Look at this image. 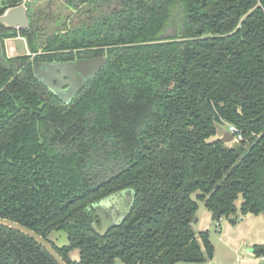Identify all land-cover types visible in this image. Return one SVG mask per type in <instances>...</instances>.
<instances>
[{"label": "trees", "instance_id": "obj_1", "mask_svg": "<svg viewBox=\"0 0 264 264\" xmlns=\"http://www.w3.org/2000/svg\"><path fill=\"white\" fill-rule=\"evenodd\" d=\"M69 5L75 12L63 20H46L50 35L36 22L20 32L0 26V43L26 38L40 60L76 51L107 58L67 105L34 78L29 57L21 73L0 63V218L42 237L66 264L211 261L207 231L192 230L193 193L215 223L264 214V0ZM169 25L175 34L160 40ZM224 123L241 131L246 151L215 139ZM127 189V214L99 236L92 205ZM52 231L67 245L50 241ZM252 253L264 259V244ZM0 264L56 263L31 238L0 226Z\"/></svg>", "mask_w": 264, "mask_h": 264}, {"label": "rangeland", "instance_id": "obj_2", "mask_svg": "<svg viewBox=\"0 0 264 264\" xmlns=\"http://www.w3.org/2000/svg\"><path fill=\"white\" fill-rule=\"evenodd\" d=\"M64 1L66 0H37V3L41 9H45L47 18L57 15L63 20L66 16L71 14L70 10L64 8ZM49 5H51L50 9L46 10ZM46 23L43 22L42 26H46ZM173 33L175 34L174 31ZM21 39L22 38H18L15 40V38H13L4 43V52L8 58L14 59L28 54L26 45ZM215 128V139H219L227 132V125L225 123L216 124ZM226 145L238 152H240V149L242 148V153L246 151V148L248 147V144L242 145L241 142L234 141H231ZM196 194L197 193H193L191 195V199L197 201L198 204L195 222L192 223V230L195 234L207 231L208 237H210L209 241L214 247L212 264H263L264 259L255 258L252 249L254 246L264 244V214H259L257 216L249 215L245 217L237 215L233 217L234 219L222 217L219 220V226L216 227L215 222L212 221L211 217H209L210 215L208 211L204 208L203 202L196 200ZM241 201V198L238 197L235 202L236 206H239ZM120 202L121 208L125 210L127 203L123 200ZM248 228L250 229L249 231L246 230ZM217 229H219V232ZM48 239L59 247L67 245L66 235L60 231H52L48 235ZM218 239L220 241L224 239L226 246L222 242H218ZM71 258L72 260H77V251L71 252ZM114 264L123 263L121 260L116 259ZM202 264H207V262Z\"/></svg>", "mask_w": 264, "mask_h": 264}, {"label": "water", "instance_id": "obj_3", "mask_svg": "<svg viewBox=\"0 0 264 264\" xmlns=\"http://www.w3.org/2000/svg\"><path fill=\"white\" fill-rule=\"evenodd\" d=\"M26 11L27 9L24 4L6 10L3 14L0 15V26H2L4 29L9 31H17L24 29L28 24ZM173 31H174L173 27L169 25L158 36V38L162 41L169 40L174 35ZM0 55L1 56L3 55V49L1 45H0ZM106 62H107L106 57H98V58L81 60L74 63L73 65L69 64V66L71 65L73 67V71L72 73H70V75L75 74L79 84L75 85L74 81L72 82L70 80L68 83L70 84V86L63 91H61L60 88L58 87L54 88L47 85V82L44 80V78L46 77H44L43 75V74H48L50 71H53L55 73L58 70L57 68L59 69L61 68L60 65L57 66L49 65V64L36 65L33 67V75L38 82L46 86L62 101L67 102L74 97L76 91H78L86 83H88L105 66ZM60 73L62 72L60 71ZM219 141H221L224 144H228L229 142L232 141V136L226 132L219 138ZM119 195L122 198H125V200L129 204L127 209H129L133 202V192L127 189L121 191ZM107 200L109 201V199H105L103 200V202L101 201L99 205H96L94 207V210L96 211V216L100 219L101 222H100V227H97L95 224H93V229L101 237L107 234V232L111 228L120 225L123 220V216L118 217L116 222H111L106 218V213H104L102 209L104 206L109 204ZM0 226L6 227L8 229H12L14 231H17L18 233H21L24 236L31 238L42 249L45 250V252L51 257V259L56 264H66V262L56 253L53 247L46 240H44L42 237H40L33 231L27 229L26 227L18 223L1 218H0Z\"/></svg>", "mask_w": 264, "mask_h": 264}, {"label": "flooded vegetation", "instance_id": "obj_4", "mask_svg": "<svg viewBox=\"0 0 264 264\" xmlns=\"http://www.w3.org/2000/svg\"><path fill=\"white\" fill-rule=\"evenodd\" d=\"M69 1L70 0H66L64 1V8H66L67 10H70L71 13L75 12L74 11V8L69 5ZM21 4H24L26 6V14H27V19H28V24L26 25V27L22 30H17L16 32H20V31H24V30H27V29H36V30H39V32L43 33V34H49L50 35V32L52 30H54V28L52 29L50 26H48L46 23V20H52V17H48L47 18V14L46 12L42 15V14H38L37 15V8L35 7L36 5H38L37 3V0H22L19 4H16V5H11L8 4V3H5V4H0V10H1V14H3L6 10L10 9V8H13V7H16V6H19ZM33 4V5H32ZM52 5V4H51ZM51 5H49V7L46 9H50ZM81 6H85L83 4H81ZM45 10V9H43ZM34 22H36V24L38 25V27H40L38 29V27L34 26ZM45 22L47 26H42V23ZM36 27V28H35ZM4 29V28H3ZM61 31V30H60ZM37 33V32H36ZM18 38L20 37H15V40H17ZM10 39H13V38H10ZM10 39H4L2 43H0L2 49H3V55L1 56L0 55V63L2 66H9V61L7 60H10L12 64L15 65L16 69L20 70L19 73H21V70L24 68V66L27 65V60L26 58L29 57L28 59V62L30 63V67H31V72H32V75H33V67L36 66V65H39V64H49V65H60L61 68H57L58 70L54 73L53 71H50L48 74H43L44 77V80L47 82V85L51 86V87H54V88H60L61 91L63 90H66V88H68L70 86L69 81L71 80L72 82L74 81L75 85H78L79 82H78V79L77 77L75 76V74H72L70 75V73H72L73 71V67L71 65H73L74 63L78 62V61H81V60H85V59H90V58H98V57H89V58H85L83 57L84 55H79V57L76 55L77 51L74 52V57L72 59H67V60H64V61H55V60H52V61H49V60H40V59H37L36 56L38 55H42L43 53L42 52H38L36 54H32L29 50V46H28V41L26 38H24V41L23 43H25L26 45V49L28 51V54H25V55H22V56H19V57H16L14 59H11V58H8L6 55H5V52H4V43H6L8 40ZM45 38H40V40H38L35 44V46L41 50V48L44 47V41ZM24 45V44H23ZM83 51V49L81 50ZM100 57H104V56H100ZM107 63V62H106ZM69 64H71L69 66ZM106 65V64H105ZM60 71L62 73H60ZM34 76V75H33ZM95 77V76H94ZM93 77V78H94ZM35 78V77H34ZM40 83V82H39ZM43 85V84H42ZM74 85V86H75ZM87 85V83L81 88L79 89L78 91L75 92V95L74 97L79 94L81 92V90ZM44 86V85H43ZM46 87V86H45ZM47 88V87H46ZM47 90L49 92H51L52 94H54L51 90H49L47 88ZM55 95V94H54ZM56 96V95H55ZM62 104L64 105H67L69 104L73 99L74 97L70 100V101H67V102H64L62 101L58 96H56ZM105 199H109V201L107 200V202L109 203L108 205L104 206L102 211H104V213H106V218L111 221V222H116L117 221V218L118 217H121L123 216V218L125 217V215L127 214V208L129 206V204L127 203V201L125 200V198H122L119 193L118 194H115L113 196H110L108 198H105ZM103 199V200H105ZM101 200V201H103ZM123 200L125 201L127 204L125 210H123L120 206V201ZM100 201V202H101ZM100 202L98 203H95L94 205H92V209L95 213V221L93 224H95L97 227H100V219L96 216V211L94 210V207L96 205H98ZM13 222V221H12ZM16 223V222H15ZM112 229V228H111ZM110 229V230H111ZM109 230V231H110ZM108 231V232H109ZM107 232V233H108ZM106 235V234H105Z\"/></svg>", "mask_w": 264, "mask_h": 264}, {"label": "built area", "instance_id": "obj_5", "mask_svg": "<svg viewBox=\"0 0 264 264\" xmlns=\"http://www.w3.org/2000/svg\"><path fill=\"white\" fill-rule=\"evenodd\" d=\"M22 41H24V39H21ZM227 125V133H229L232 136V141L234 142H241L243 141V135L241 133V131H239L236 127L226 124ZM219 225V222L215 223V226L217 227ZM263 260V258H261Z\"/></svg>", "mask_w": 264, "mask_h": 264}, {"label": "crops", "instance_id": "obj_6", "mask_svg": "<svg viewBox=\"0 0 264 264\" xmlns=\"http://www.w3.org/2000/svg\"><path fill=\"white\" fill-rule=\"evenodd\" d=\"M209 213V212H208ZM209 215H210V213H209ZM246 216H249V215H246ZM209 217H211V215L209 216ZM245 217V216H244ZM206 218V217H205ZM206 220V219H205ZM234 224V223H233ZM219 226V225H218ZM218 230V232H219V229H217ZM247 231H249L250 229L248 228V229H246ZM210 238V237H209ZM218 242H222L225 246H226V243H225V241H224V239L222 240V241H220L219 239H218ZM212 262H213V258H212V260L211 261H208L207 262V264H212Z\"/></svg>", "mask_w": 264, "mask_h": 264}]
</instances>
